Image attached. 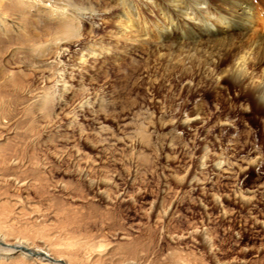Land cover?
Instances as JSON below:
<instances>
[{
    "label": "rangeland",
    "instance_id": "374dc122",
    "mask_svg": "<svg viewBox=\"0 0 264 264\" xmlns=\"http://www.w3.org/2000/svg\"><path fill=\"white\" fill-rule=\"evenodd\" d=\"M7 20L0 46L27 36ZM82 24L92 36L53 48L49 81L34 49L15 40L0 63L14 73L0 77V155L17 160L0 158V224L36 249L41 237L53 252L81 246L77 259L107 249L106 261L264 264V103L230 81L216 95L144 78V46L87 57L107 28ZM41 93L53 96L46 110L34 102Z\"/></svg>",
    "mask_w": 264,
    "mask_h": 264
},
{
    "label": "bare ground",
    "instance_id": "6f19581e",
    "mask_svg": "<svg viewBox=\"0 0 264 264\" xmlns=\"http://www.w3.org/2000/svg\"><path fill=\"white\" fill-rule=\"evenodd\" d=\"M35 11L40 12L38 16ZM9 17L15 18L14 24L20 25L27 36L13 39L10 35L7 43L2 41L0 63L11 55L10 43L15 40L34 49L39 61L37 68L44 66L46 70L41 72L48 74V81L54 72L46 67L47 60L54 57L53 48L64 51L74 41L92 36L93 31L85 30L82 22H99L107 29L97 47L86 53L87 57L97 53L100 58H122L144 46L149 49L141 65L144 78H154L159 85L185 80L188 89L206 87L216 95H221L227 88L226 81H230L264 103V0H0V32H11L13 24L7 23ZM87 57L81 56L79 62L85 72ZM93 61L98 64L96 58ZM12 75V71H0L5 82ZM13 86L16 91L24 89L21 82ZM52 97L41 93L33 98H37L34 102L38 107L45 109L51 105ZM2 103L1 97L0 107ZM191 112L199 115L203 110L197 106ZM187 127L191 128V123ZM1 155L2 166L17 163L16 159L9 161ZM4 175L0 172V177ZM15 232L11 224H0V264H139L117 258L103 260L109 254L107 249L91 251L85 259H77L74 253L81 246L70 243L53 252L46 248L49 244L42 237V248L36 249L35 241H29L25 235L18 237ZM32 249L43 257L33 258L36 254Z\"/></svg>",
    "mask_w": 264,
    "mask_h": 264
}]
</instances>
